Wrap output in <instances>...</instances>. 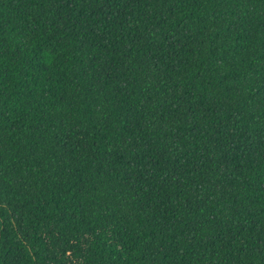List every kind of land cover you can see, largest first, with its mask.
Instances as JSON below:
<instances>
[{"label": "trees", "instance_id": "trees-1", "mask_svg": "<svg viewBox=\"0 0 264 264\" xmlns=\"http://www.w3.org/2000/svg\"><path fill=\"white\" fill-rule=\"evenodd\" d=\"M0 264H264V0H0Z\"/></svg>", "mask_w": 264, "mask_h": 264}]
</instances>
